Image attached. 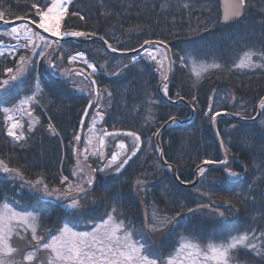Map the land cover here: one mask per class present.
<instances>
[{"label":"trees","instance_id":"16d2710c","mask_svg":"<svg viewBox=\"0 0 264 264\" xmlns=\"http://www.w3.org/2000/svg\"><path fill=\"white\" fill-rule=\"evenodd\" d=\"M32 2L0 0V12L5 19L27 17L38 21L34 10L29 13ZM188 2L190 0H72L61 25L64 31L96 32L119 50L135 48L150 39L168 44L173 58L168 95L185 98L195 109L190 122L171 124L160 136L163 155L176 167L181 180H191L203 160L221 158L212 130V117L205 112L210 107L214 112L233 114L243 110L250 117L264 95V69L228 71L245 51L259 49L264 43V0H248L243 18L231 25L220 23L218 0H199L193 8L184 9L183 4ZM76 11L85 19L71 15ZM5 29L0 26V41H11L3 35ZM65 45L72 52H84L96 66L95 80L104 87L102 100L107 113L102 124L107 129L138 133L141 148L119 173L114 168L93 173L92 168L106 163L98 156L93 161L94 167L87 169L94 180L93 185H85L88 195L70 193L80 198L77 208L69 207L70 199L66 197L48 202L27 190L17 195L6 174H0V202L15 198L11 201L17 202L18 210H33L39 215L40 229L55 231L66 222L75 227L93 226L106 218L105 209L111 211L113 198H117L116 215L137 231L143 229L148 250L161 259L173 252L182 236L206 244L209 240L226 242L246 230L264 231V172L261 171L264 169V125L260 123L264 116L250 123L227 117L216 121L224 141L226 167L242 170L241 162L246 167L241 180L228 182L222 168L206 167V174L195 187H181L173 181L169 167L159 161L154 143L153 134L167 119L184 118L190 112L185 105L167 104L159 95L157 84L164 71H157L141 56H136L133 62V56L109 54L99 42ZM182 56L191 60L186 59L182 64L179 59ZM16 59V56H0V79L6 77L4 69L12 67ZM212 63H220L222 68L203 70ZM123 65L128 67L122 69ZM196 69L199 77L194 75ZM118 71L119 75L110 74ZM29 83L34 85V79L27 78L25 84L5 96L4 104H12L22 94L31 93ZM44 84L50 85L52 92L41 93L33 109L46 113L50 120L31 131L24 126L23 142L7 135L0 112V161L11 169H20L26 180L43 177L44 183L52 189L60 186L64 191L67 182L74 187L78 185L77 174L85 176L86 170L76 164L82 162V157H78L82 144L75 135L87 101L84 94L70 92L63 80L48 76ZM108 92L112 93L111 97ZM193 96L197 97L195 102ZM50 123L55 132L49 130ZM118 139L125 140L129 149L133 147L132 137L110 136L105 145L106 157L115 149ZM65 177L67 180L61 183ZM226 200L232 201L235 207L226 204ZM197 204L210 207L187 213L175 226L169 224L154 231L145 227L146 221L151 223L153 209L157 215L171 218L181 211L180 205H184L183 211L187 212V208H195ZM217 208L225 211L224 217L216 214ZM16 239L14 244L19 251L15 259L21 261L33 242L27 237ZM252 242L262 243L260 240ZM232 264H262V261L253 251L241 249Z\"/></svg>","mask_w":264,"mask_h":264},{"label":"snow or ice","instance_id":"6c2138e0","mask_svg":"<svg viewBox=\"0 0 264 264\" xmlns=\"http://www.w3.org/2000/svg\"><path fill=\"white\" fill-rule=\"evenodd\" d=\"M72 0H33L29 13L34 10L35 17H38V23L35 19L31 20V23L36 24L38 29H42L44 33H50L52 37H56V41L51 43H59V40L64 37L72 38H87L89 36H96V32H84V31H61L62 22L65 20V16L68 13L69 4ZM199 0H190L188 3L183 4L184 9H190L198 3ZM167 7V5H164ZM248 6V0H234L232 4L231 12L225 19L230 16H240L242 11ZM72 16L78 17L80 20H84L85 17L80 14L79 11L72 12ZM18 20L27 19V17H17ZM0 21H3L5 25L11 23L4 18V13L0 12ZM21 30H23V38L27 41L25 44H19L21 39ZM3 35L12 37L17 40V45L4 48L3 42L0 41V56H12L17 55L19 48H28L37 57H45L46 51L51 47V43L47 37L41 35L39 32H33L27 23L11 26L10 29L6 30ZM34 37L36 38L34 40ZM101 40L107 45L111 51L116 52L117 48L113 47L108 41L101 36ZM164 44V41H150L145 40L140 46L143 53L155 61L159 68H163V60L158 59V56L154 54L160 51V46ZM37 49H41L37 52ZM167 59V57H164ZM255 58V59H254ZM72 61H82L88 69L92 71L88 74L93 76L97 69L93 63H90L85 56L84 52H78L76 55L69 58ZM181 63L184 61L191 60L190 57L182 56L179 58ZM136 57H132V61L135 62ZM39 60H33L31 56H21L16 61L15 67H9L4 69L6 78L0 79V112L5 114L6 120L12 122L8 124L7 135L12 137L17 142H23L25 134L22 130L23 125L20 120L14 119L13 116L8 115L9 113H15L21 117L27 116L29 118V131L32 130V108L39 102V94L42 92L41 80L39 73L34 77V85L29 83V91L31 94H26L20 97L16 103L11 106H4V97L14 93V90L25 84L28 73H30ZM49 67L56 71L57 65L49 63ZM128 66L123 65L122 69H126ZM211 69H221L220 63H212L203 69L207 71ZM121 69V70H122ZM233 69L250 71L264 69V43L261 44L259 49H249L245 51L238 59L237 62L231 65L228 71ZM61 74L70 76L71 73L61 70ZM111 75H119L120 71L110 73ZM76 75H83L82 72L76 73ZM194 75L200 76V72L194 71ZM168 77L163 76V80H167ZM91 84L95 86L96 81L91 80ZM34 88V90H33ZM107 91V90H105ZM93 92L97 97V100L101 98V90L93 88ZM164 95L168 94V85H163ZM92 93L90 92L89 95ZM112 93L108 92V96L111 97ZM212 99L211 97L209 98ZM264 100V97L261 98ZM197 100L196 96L192 97V101ZM93 101L89 100V106L86 108L85 114H87L89 108L92 107ZM97 109L100 108V104H96ZM264 109V105H261ZM222 114L220 111H212L211 107L205 115H211L213 122L216 121L217 117ZM97 116L103 115L101 111H97ZM233 115L242 119H252L255 121L257 117H247L242 111H238ZM258 116H264V111L258 113ZM83 122V121H82ZM175 123V120H171ZM260 123L264 125V119L260 120ZM19 130V131H18ZM49 130L55 132L53 125L49 124ZM160 129L157 128L153 135H158ZM217 136L220 133L217 131ZM117 133L105 131L103 135L98 137L99 141V156L101 161L107 160V163L103 164V167L92 168L91 171L104 172L107 169L114 168L115 172L119 173L125 165L129 163L133 156L136 155L140 148L141 137L135 132H126L123 135L133 138V147L129 153L126 145L123 141H119L116 147L119 151H113L110 158L105 157L102 149L105 146V137L115 136ZM77 141L80 140V136L75 137ZM221 148L224 147V141L220 140ZM157 152L163 155L162 150L157 147ZM127 157V158H125ZM122 161V162H121ZM165 163H167L165 161ZM221 164L227 165V159L225 160H214L205 159L202 161V165H213ZM171 169V165H168ZM226 174L230 178H237L239 173L233 172L226 167ZM206 167L199 166L197 170V176L203 177L206 174ZM264 172V169H261ZM0 172L6 174V178L10 179L13 185L19 184L17 189L18 193H23L27 190L29 193L37 194L41 198H52L57 199L66 197L71 199L69 207L77 208L79 202L70 196L71 189L64 190L52 189L44 183L43 177H38L36 180H25L24 174L20 169H11L7 165L0 161ZM179 178V177H177ZM67 178L65 177L61 183H64ZM94 184L92 178L86 179L82 184L75 187L77 193H82L85 196L88 195L87 188L85 185L91 186ZM207 195V193H204ZM17 202L9 201L7 198L0 202V264H42L40 253L46 255L47 264H232L235 259V254L241 249L250 250L255 255L261 258L262 264H264V231L256 232L255 229L252 231L246 230L243 234L233 235L226 240H222L219 243L209 240L206 244H201L195 241L191 237H181L177 242L178 246L168 255L166 259H161L159 256H154L147 246V242L143 236V229L137 231L132 228L131 225H126L123 219H119L116 215L118 212L117 198H113L112 210L108 211L105 209L106 219H102L101 223H95L91 231H78L74 230L73 227L69 226L66 222L62 227L58 229L57 234L50 236H41L38 234L39 227V215L33 210H17L15 206ZM226 204L231 207H235L232 201L226 200ZM181 211H177L175 217L161 218L157 213L153 212L151 217V223L145 222V227L149 230H156L157 227L164 228L169 224L175 226L180 222V219L187 213L199 212L204 208L210 207V205L197 204L195 208H187V212H184V205H180ZM216 214L220 217L225 216V211H221L219 208L215 209ZM30 231L31 241H34L32 251L27 252L23 255L21 261H17L15 256L18 253V249L13 246L14 236H19L20 232ZM136 237H139L138 239ZM260 240L262 243L259 245L252 241Z\"/></svg>","mask_w":264,"mask_h":264},{"label":"water","instance_id":"95a60500","mask_svg":"<svg viewBox=\"0 0 264 264\" xmlns=\"http://www.w3.org/2000/svg\"><path fill=\"white\" fill-rule=\"evenodd\" d=\"M234 3V0H219V6H220V22L224 25H228V24H234L236 22H238L242 17H243V14H244V10L242 11L241 15L236 17V16H230V18L228 19H225L226 16H229L230 15V12H231V8H232V4ZM10 21L11 23H9L8 25L6 26H13V25H18L20 23H28L30 24L33 28H35L38 32H40L41 34H43L44 36L46 37H49L53 40H57L56 37H52L50 33H44L42 29H38L36 24H33L31 23V20L29 19H23V20H18L17 18L16 19H12V20H8ZM5 25V23L3 21H0V25ZM101 36L99 35H96V36H89L87 38H72V37H64L62 39L59 40V42H64V41H67V40H70L74 43H78V44H81V43H88V42H93V41H98L100 42L104 47L105 49L111 53V54H115V55H135L137 53H139L140 51H142L141 49V45L144 43H142L139 47L135 48V49H132V50H125V51H122V50H117L116 52H113L111 51V49H109L107 47V45L104 43L103 40L100 39ZM150 41H159V40H150ZM161 47H163L165 49V52H166V57H167V73H166V76L168 77L167 80H162V84L164 85L165 83L168 85L170 79H171V76H172V69H173V66H172V57H171V54H170V49H169V46L164 43L163 45H161ZM161 83L159 85H161ZM159 92H160V95L164 98V100L171 104V105H177V104H181V103H184L186 104L189 108H190V115L187 117V118H184V119H178L176 117H173V118H170L168 119L159 129H160V132L158 135H155L154 136V142L155 144L157 145V147H159L161 150H162V147H161V144H160V135L161 133L172 123L171 120L174 119L175 120V123L176 124H181V123H186V122H189L194 114H195V110H194V107L187 101L185 100L184 98L180 97L176 100H173L171 99L168 95L165 96L164 95V92H163V88H159ZM264 97V96H263ZM264 104V100L260 99V101L258 102L257 104V107H256V113H255V117H257L258 119V113L261 112V105ZM88 108V107H87ZM222 112V111H220ZM85 111L81 117V120H80V124H79V129H78V135L80 134L81 132V128H82V124L84 122V119H85ZM224 117V116H227L229 118H232L234 120H237V121H241V122H252L253 120L252 119H242L240 117H237L235 115H233L232 113H225V112H222V114L219 116V117ZM252 116V117H254ZM218 118V117H217ZM256 119V120H257ZM217 120V119H216ZM83 121V122H82ZM212 128H213V131H214V134H215V137L218 141V144H219V148H220V152H221V160H225L227 159L226 156H225V150H224V147L221 148L220 146V136L218 137L217 136V129H216V121L213 122L212 120ZM105 132V131H104ZM103 132V133H104ZM107 132H114V133H124V132H129V131H123V130H108ZM103 133L101 135H103ZM103 151V149H102ZM116 151H119L116 150ZM163 152V151H162ZM158 157H159V160L160 162L165 165V166H168V165H171V173H172V177L173 179L181 186H185V187H193L196 185L197 181H198V177L197 176V170H198V167L196 169V175H195V178L192 182H183V181H180L179 178H177V173H176V167L173 165V164H170L168 161L165 160L164 158V155L161 156V154L158 152ZM165 161L167 163H165ZM199 166H215V167H224L225 165H221V164H213V165H202L200 164ZM224 173L228 179V181L230 182H234V181H237V180H240L241 178L244 177L245 173H246V169L245 167L243 166V171L242 172H239V176L237 178H230L227 176L226 174V170L224 169Z\"/></svg>","mask_w":264,"mask_h":264},{"label":"rangeland","instance_id":"374dc122","mask_svg":"<svg viewBox=\"0 0 264 264\" xmlns=\"http://www.w3.org/2000/svg\"><path fill=\"white\" fill-rule=\"evenodd\" d=\"M37 23H38V21H37ZM20 25V24H19ZM8 29H10V27L9 28H7V29H5L4 31H2V32H5L6 30H8ZM33 32H36V31H34V30H32ZM20 35H21V39H20V41H19V44H24V43H27V41L23 38V30H21V33H20ZM6 36V35H5ZM6 39H9V40H11V41H5L4 43H3V46H4V48L6 49V48H8V47H11V46H14V45H17V40L16 39H14V38H12V37H9V36H6L5 37ZM36 38L34 37V40H35ZM21 48H19L18 49V52H17V55H21L22 54V52H21V50H20ZM154 51V54H156L157 56H158V59H161V60H163V50L162 49H160V51L157 53V52H155V50H153ZM141 56H145V58L147 59V61L150 63V64H152V66L153 67H155L156 69H157V71H159V72H162L163 71V68H159L158 67V65H157V63L155 62V61H153V60H151V58L149 57V56H147L146 54H144V53H142L141 54ZM164 60H163V65H164ZM199 69V68H198ZM198 69H196V72L198 71ZM70 82H71V85L72 86H78V87H82L81 89H85V91L88 93L89 91H88V89L90 90V86L88 85V83L87 82H85V81H83L81 78H71L70 79ZM79 93H81L80 92V90L78 91ZM88 97V96H87ZM90 97V96H89ZM97 103H99L100 104V106L101 107H103V100H102V97L99 99V100H97V102H96V104ZM96 104H95V106L93 107V109H92V111H91V115L89 116V120L87 121V122H85V130H84V133H83V138H82V140H81V148H80V150H79V153L81 154V160L83 161H86L90 166H93L94 167V164H93V161L94 160H96V158H94V157H92L93 155L91 154V151L92 150H96L97 149V147H98V141H97V138H98V136H99V133H100V130H99V125H100V122L103 120V118H104V114L102 115V117L101 116H97L96 115V113H97V111H98V109H97V107H96ZM99 111H101V110H99ZM102 112V111H101ZM11 113H9L8 115H10ZM2 115H3V120H4V123H5V125L8 127V124L9 123H11L12 121L11 120H6L5 119V114L4 113H2ZM20 116V115H19ZM20 118H21V116H20ZM20 121H21V119H20ZM22 122V121H21ZM83 161V162H84ZM81 166V165H80ZM84 169V168H83ZM86 173L87 172H85V176L84 177H81L79 174H77V181H78V185H80V184H82L86 179H88L87 178V176H86ZM85 178V179H84ZM76 187V186H75ZM75 187L74 186H72L69 182H67V184H66V186H65V190H68V189H71V191H70V193L71 192H73V191H75ZM60 188V187H59ZM58 188V189H59ZM50 190V189H49ZM63 192V191H62ZM72 194H75V193H72ZM73 199H76V200H79L80 198L79 197H77L76 195H73V196H71ZM53 198H55V197H53ZM81 201H83L82 199H81ZM84 202V201H83ZM71 204V199H70V202H69V205ZM153 212H155L156 213V211L153 209L152 211H151V215H153ZM159 217H161V218H165L164 216H160V215H158ZM102 222V221H101ZM101 222H98V223H101ZM62 227V226H61ZM59 229V228H58ZM74 230H76V229H74ZM89 231H91V229L89 230ZM23 232V236L22 237H24V231H22ZM27 232H30V231H27ZM58 232V231H57ZM57 232L55 233V234H57ZM31 233V232H30ZM39 235H41V236H44L42 233H38ZM20 236V235H19ZM19 236H14V238H13V241H12V243H13V246L15 247V244H14V239H16L17 237H19ZM47 236H50V234L47 232ZM27 252H29V251H26V252H24L23 253V255L24 254H26ZM23 255L21 256V260H22V257H23ZM41 255H42V258H41V262H42V264H47V261H46V255L44 254V253H41ZM40 255V256H41ZM16 257V256H15Z\"/></svg>","mask_w":264,"mask_h":264},{"label":"flooded vegetation","instance_id":"af4514ba","mask_svg":"<svg viewBox=\"0 0 264 264\" xmlns=\"http://www.w3.org/2000/svg\"><path fill=\"white\" fill-rule=\"evenodd\" d=\"M64 49H66L64 47V44L61 45L60 47H58V49H53L51 53L47 54L46 57V61H49V63H57V69L56 71H54L55 74H53V70L49 67V64H45L43 67H38L35 66L33 68V70L28 73H35L38 71L39 68H43L41 69L43 75L47 78L48 76H51L55 79L58 80H69L71 78H76V77H80L82 79H84V81L86 82L91 76H89L88 74L92 71L91 69H88L87 66L82 62V61H72L70 62V57L76 55L78 52L75 53H70L67 54L66 51H64ZM58 50L60 52H58ZM43 60H45V57H43ZM61 70L63 71H67L69 73H71L70 76H65L61 74ZM78 72H82L83 75H76V73ZM41 87L43 88V90L48 91V92H52V87L50 85H45L42 83ZM82 87H78V86H69V89L73 92H78ZM93 107V106H92ZM93 108L90 109L89 116L91 115V111ZM47 117L49 118V116L47 115ZM86 119V122L89 119ZM42 120H47V118L45 117V115L43 114L42 116ZM50 120V118H49Z\"/></svg>","mask_w":264,"mask_h":264}]
</instances>
